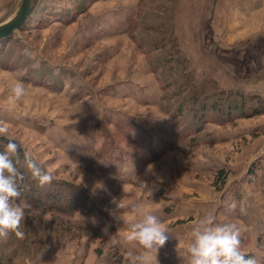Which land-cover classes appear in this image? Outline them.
Returning a JSON list of instances; mask_svg holds the SVG:
<instances>
[{"label": "rangeland", "instance_id": "obj_1", "mask_svg": "<svg viewBox=\"0 0 264 264\" xmlns=\"http://www.w3.org/2000/svg\"><path fill=\"white\" fill-rule=\"evenodd\" d=\"M18 1L0 0V22ZM234 1L36 0L0 42V123L54 177L41 186L17 157L26 186L83 194L91 210L43 215L24 247L15 234L0 239L2 259L133 264L145 253L188 264L191 227L212 214L235 223L241 250L264 264V112L250 114L264 106V0L235 11ZM226 94L236 110L194 114ZM136 205L167 228L157 251L125 238L142 218Z\"/></svg>", "mask_w": 264, "mask_h": 264}, {"label": "clouds", "instance_id": "obj_2", "mask_svg": "<svg viewBox=\"0 0 264 264\" xmlns=\"http://www.w3.org/2000/svg\"><path fill=\"white\" fill-rule=\"evenodd\" d=\"M10 93L16 101H20L26 95L23 82L18 80L13 83ZM8 131V127L0 123V136L7 140L0 149V239H7L12 233L23 238L20 225L25 218V209L30 207L27 203H18L25 180L24 173L16 164L22 145L8 135ZM24 167L41 186L54 179L51 171L34 160L26 150ZM152 168L149 164L147 171ZM133 211L142 218L128 225L126 240L136 242L144 250L157 251L168 240L166 226L157 215L144 211L142 205H136ZM189 235L185 248L188 264H258L254 256L241 250V229L235 223L217 224L212 214H206L192 225ZM117 242L113 240V244ZM129 255L132 256L131 253ZM132 260L133 264H151L150 256L145 253L133 256Z\"/></svg>", "mask_w": 264, "mask_h": 264}, {"label": "trees", "instance_id": "obj_3", "mask_svg": "<svg viewBox=\"0 0 264 264\" xmlns=\"http://www.w3.org/2000/svg\"><path fill=\"white\" fill-rule=\"evenodd\" d=\"M25 24L20 29L25 27ZM9 37L10 36L5 38H0V42L6 40V38ZM200 93L204 95L207 94L208 92L206 93L205 91H201ZM220 98L223 101V103H221V101L218 100L207 102V97L203 98V100L200 103H198L197 107L193 110L194 114L198 112L199 114L203 115L205 110H210V109L212 110V108L214 110L220 109L223 113L225 111L229 113L231 112V110L234 111L237 109L236 106H231L230 102H227V98H229V94H226L224 97L220 96ZM262 102L264 104V100H262ZM224 105H227V108L224 107ZM261 112H264V106H260V108L253 109L250 114H258ZM18 157L24 160V154L22 150H20ZM27 172L29 173V171ZM216 174H217L216 179H218L217 181H219V183L222 185L225 182L226 174L221 169H219ZM69 188H73V187H69ZM64 193H65L64 197H62L61 194L55 189L52 190L50 188H39L35 184L34 185L31 184V186L29 185L28 187L26 186V184H23L22 195L18 203L21 204L27 203L28 205H30L29 208L25 209V218L21 221V225H20V230L23 232V234L26 233L29 234V232L35 233L37 222H39L40 218L47 213L57 211L65 215L72 216V214L77 209L91 210L90 205L86 201L87 196L75 192L72 195L68 190L67 192ZM28 224L31 226H28ZM90 229L94 230L95 228L91 227ZM7 241L10 242V240L8 239ZM23 242L24 240H19V238L16 237L13 246L19 249L20 245L21 247H24V244H22ZM13 252L14 251H12L11 253ZM1 255H3V253ZM0 264H14L11 255H8L7 253L4 259L0 257Z\"/></svg>", "mask_w": 264, "mask_h": 264}, {"label": "water", "instance_id": "obj_4", "mask_svg": "<svg viewBox=\"0 0 264 264\" xmlns=\"http://www.w3.org/2000/svg\"><path fill=\"white\" fill-rule=\"evenodd\" d=\"M36 0H19L14 12L0 22V38L11 36L18 31L31 15Z\"/></svg>", "mask_w": 264, "mask_h": 264}, {"label": "crops", "instance_id": "obj_5", "mask_svg": "<svg viewBox=\"0 0 264 264\" xmlns=\"http://www.w3.org/2000/svg\"><path fill=\"white\" fill-rule=\"evenodd\" d=\"M247 1H252V0H247ZM240 5H242V3H240L238 0H235L234 3H233V9H234V11L237 10L238 6H240ZM246 5H248V4L246 3Z\"/></svg>", "mask_w": 264, "mask_h": 264}]
</instances>
